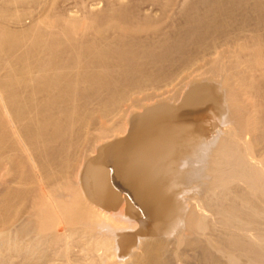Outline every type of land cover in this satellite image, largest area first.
Here are the masks:
<instances>
[{
  "label": "bare ground",
  "instance_id": "bare-ground-1",
  "mask_svg": "<svg viewBox=\"0 0 264 264\" xmlns=\"http://www.w3.org/2000/svg\"><path fill=\"white\" fill-rule=\"evenodd\" d=\"M0 264H264V0H0Z\"/></svg>",
  "mask_w": 264,
  "mask_h": 264
},
{
  "label": "rangeland",
  "instance_id": "rangeland-1",
  "mask_svg": "<svg viewBox=\"0 0 264 264\" xmlns=\"http://www.w3.org/2000/svg\"><path fill=\"white\" fill-rule=\"evenodd\" d=\"M146 6H148V5H146ZM146 6H145V7H146ZM145 7H143V8H144V10L147 12V11H148V8H147V7L145 8ZM148 7H149V6H148ZM149 8H150V10H153L152 7H149ZM150 10H149V11H150ZM149 11H148V12H149ZM148 12H147V13H148ZM149 13H151V12H149ZM225 124H226V125H229V123H225ZM225 124H224V125H225ZM226 125H225V126H226ZM124 194H125V193H124ZM131 221H132V220H131Z\"/></svg>",
  "mask_w": 264,
  "mask_h": 264
}]
</instances>
